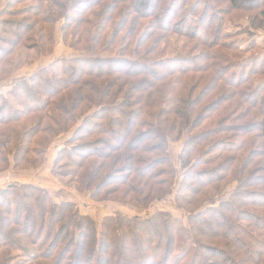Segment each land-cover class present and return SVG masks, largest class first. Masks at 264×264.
<instances>
[{
  "label": "trees",
  "instance_id": "16d2710c",
  "mask_svg": "<svg viewBox=\"0 0 264 264\" xmlns=\"http://www.w3.org/2000/svg\"><path fill=\"white\" fill-rule=\"evenodd\" d=\"M245 4L249 6L243 8ZM217 5L225 9V14L215 8ZM209 10L212 14L204 24ZM237 10L250 13L246 15V26L254 37L257 30H264L259 23H264V0H4L0 8V80L8 76L7 68L15 63L21 50L49 55L57 27L62 42L84 52V56L66 57L53 68L45 66L29 77L15 80L12 100L0 94V173L39 167L55 137L73 128L54 160L57 163L64 158L62 165L71 170L61 174L53 170L55 177L66 186L63 178L70 176L69 180L77 183L75 188L90 191L92 198L100 195L97 192L104 185L113 184L112 192L104 191L103 197L118 194L120 202L144 206L142 202L146 205L170 193L176 169L169 144L186 135L178 162L182 180H191L185 186L192 192L194 202L180 193L176 194L178 202L194 204L207 188L217 189L222 171L228 172L230 162L243 146L224 137L206 147L204 143L216 133L239 137L237 128L249 133L253 126L264 143V78L251 82L253 87L249 88L253 92L252 104L259 112L253 120L256 124H235L236 105L222 108L217 103L227 120L224 117V123L201 129L207 118L203 111L210 103L229 100L242 91L252 76L264 75V56L257 58L253 54L234 60V53L244 54L255 47L252 42L241 45L223 29L227 21L242 17L230 14ZM18 16L23 20H16ZM142 22L144 26L133 41V32ZM126 24L124 32L121 26ZM209 24L215 26L204 33ZM156 30L174 32L188 39L191 46L182 55L153 57V51L164 52L158 48L161 35L145 48ZM118 32L123 34L116 43ZM114 43L116 48L111 49ZM196 46L203 49L195 52ZM222 84L231 93L224 91ZM223 91L231 96L224 97ZM211 94L213 98L202 104ZM212 145L237 149L231 148L232 154L225 157L215 154V162L209 165L217 163L216 166L202 168L208 164L206 156ZM195 166L200 167L194 170ZM259 169L264 171V158ZM101 172L105 174L98 180ZM237 172L239 180L241 174ZM241 182L237 183L234 197L239 208L226 202L214 208L202 207L211 202L205 200L194 215L210 208L209 212L217 215L230 233L245 234L255 249L239 236L232 242L239 243L241 239L257 262L264 256V241L237 222L236 215L240 213V220L245 218L257 229H264V225L256 212L244 207L243 193L239 194ZM123 185L126 188L119 192ZM259 199L257 196L248 200L250 204H264ZM177 224L168 211L158 210L144 219L127 218L117 212L106 214L98 226L74 202H56L48 189L14 181L0 187V264H167L177 248L178 264L186 262L188 256V264H210L208 257L199 254L196 235L192 241L195 246L181 245L184 240H177ZM196 231L202 233L201 229ZM139 232H146L149 242L146 240L145 247L134 240ZM155 232L162 235L152 247ZM13 252L20 254L19 260Z\"/></svg>",
  "mask_w": 264,
  "mask_h": 264
},
{
  "label": "rangeland",
  "instance_id": "374dc122",
  "mask_svg": "<svg viewBox=\"0 0 264 264\" xmlns=\"http://www.w3.org/2000/svg\"><path fill=\"white\" fill-rule=\"evenodd\" d=\"M2 4H0L1 6ZM249 4H245L243 8H247ZM217 10L220 11L221 14H225V9L223 10L221 6L217 5L215 7ZM201 11V6L195 11V16H197L198 13ZM257 12H259L258 9H256ZM198 12V13H197ZM211 11H207L205 15V22L207 23L209 16H211ZM232 16L235 15H242L239 19H234L233 22L227 21V23L224 25L223 29L226 33H230L231 36L240 42L241 45L245 46L247 43H253L255 44V47H252L247 51L246 53H234L236 55L234 60H237L238 58H249L253 54L258 56L257 58H260L261 56H264V30H257L255 32V37L249 31L248 27L246 26L247 23V16L250 14L248 11L245 10H237L232 11L230 13ZM247 15V16H246ZM231 17V16H230ZM16 20H23L21 16H18ZM165 22V21H164ZM131 23V22H130ZM128 23V24H130ZM139 23V22H138ZM137 23V24H138ZM260 25L264 26L263 22H259ZM122 25L121 28L125 32L127 30V25ZM144 26V22L140 23L139 28H137V32H133L134 39L138 36V32H140V29ZM214 24H209L208 28L205 29L204 33L211 32L212 28H214ZM163 28V27H161ZM201 30V28H199ZM152 31V30H150ZM147 32H149V29H147ZM119 36L114 37L115 42L120 39L122 36V32H118ZM156 35L165 36L160 37L158 42V48L163 49L164 52L159 51H153L151 56L156 57V55L159 54H165L169 56L174 55H182L184 53V49H187L191 46V42H189L188 39L184 37H180L178 34H175L174 32H169L165 30H156L153 37L149 38V40L145 44V48L148 46H151L154 42V37ZM163 38V39H162ZM255 38V40H254ZM61 35L59 33V27H57V32L55 36V45L53 47L52 52L47 56H41L36 55L34 51L31 50H21L17 58L15 60V63L12 66H8V76L4 79L1 78L0 80V94L7 97L9 100H12L11 97V91L13 87V83L15 80L23 78V77H29L31 74L36 73L40 68L49 66V67H55V64H58L61 59H64L69 56H84V52L82 51H75L74 49L68 47L66 44H64L61 40ZM251 39L254 40L251 41ZM229 42V41H227ZM116 43H114L110 48H116ZM188 44V45H187ZM202 47H197L193 50L197 52L198 50H202ZM229 55H232L231 51H226ZM105 56V55H104ZM249 61V60H248ZM234 70V69H233ZM237 70V69H235ZM234 70V71H235ZM239 71V70H238ZM237 71V72H238ZM212 72L209 73V77H211ZM258 78H264V75H254L251 77V81L245 82V85L242 87V90L239 94L241 95H235L234 97L228 95L225 93V90H230L229 88L225 89V85L222 84V89L224 90L222 93L224 97H230L227 101H219L215 103H210L208 105V108H206L203 111V116H207L206 120L203 123L204 126H218V123L221 122L224 123V120L221 121L224 117L226 118L225 113L221 111L220 109H217V103L219 104V107L222 106V108L226 107L227 105H236L237 109L235 110V115L233 116L235 120V124H239L240 126H244L245 124H253L256 122L253 121L255 118L259 117V112L257 107H254L252 99V93L249 89L252 88L253 84L251 85V82L254 83L256 79ZM222 83V82H219ZM251 85V86H250ZM231 93V90H230ZM216 92L214 93L215 96ZM213 98V94H211L209 97L205 98V100L202 102V104H205L206 102L210 101ZM202 105L199 106L201 108ZM218 110V111H215ZM233 122V120H232ZM79 124V123H78ZM75 128H77V125H75ZM73 128L69 133L60 134L57 137H55L52 144H50L46 157L44 158V161L39 167H32L28 169H9L7 171L0 173V187H3L4 185H8L11 182H20V180H25L23 182H29L33 183L39 186H42L49 190L50 194L52 195L54 201H71L74 202L79 211L84 214H89L92 218L95 219L98 226L100 225V222L102 221V218L107 215H111L112 213H120L122 216H125L127 218H141L144 219L145 217L152 216L155 211L158 210H165L168 211L173 218H175L178 221L177 228L179 229V234L177 236V240L183 239L184 242L181 243V245H185L186 248H190L191 246H195L193 239L194 235H196L195 241L200 242L198 245L199 254L204 255L209 258L210 264H264V256L261 257V261L254 262L252 258H255L252 255H249L245 248L243 247L242 240L245 241V243L248 245L249 248L255 249L254 244L251 243L252 240L247 238V236L239 231H234V234L230 233L228 231V228L224 225V223H221L218 221L219 217L217 215H212L209 211L210 208L207 209L205 212H200V215L197 214L194 215L195 212L200 211L202 208H198V205L202 201H211L206 202L205 205L203 203L202 207H216L220 205L221 203H233L235 207L239 208L241 205L238 204L235 201L236 198V192L238 190V182H241L242 187L240 188V193L242 194V198H244L245 202V208L250 209L254 212H256L258 219L260 220V223L264 225V204H261V202H258L259 204L251 203L248 199L251 197H257L260 201L264 202V171H260V161L262 158H264V143H261L260 138L258 137V131L256 126H253L249 128V133H243L244 130L241 128H237L238 133H240L239 137L229 135V133L224 132L222 134L216 133L214 136L210 138V140L203 144V146H208L212 142H214L215 139H219L220 137L226 138V140L230 141H239L241 142V145L243 146V149L237 152V158L233 159L230 162V168L228 172H223L222 174V181L219 183V187L217 189L214 188H207L206 193L200 195L197 198L196 203L187 205L183 202H178V199L176 197V194H181L184 197H189L188 199H191V202H194L193 197L191 196L192 192H189V190H186L185 183L191 184V180L184 181L182 180L183 171L181 170L178 162V155L180 153V150L182 148L184 140L187 138L186 135L182 136L181 139L175 143L171 142L169 144V153L171 155V160L175 166L176 173L173 178V184L171 186L170 193L166 194L165 196L156 199L154 198L149 204L144 206L141 205H133L128 204L126 202H120L116 199L118 198V194L112 195L114 197H103V192L108 190L112 192V189H110L113 184L111 185H104V187L100 188L97 192V195H99L96 198H92L90 191H82L80 192L75 188V185L77 183L70 179V176H64L63 181L66 183V186L63 185L62 182L59 181L54 175L53 170L59 172L61 174L62 172H69L71 169L70 167H66L62 165L65 162L64 158H60L58 162L56 163L55 158L57 157L59 148L63 147L65 145V140L71 135V132H73ZM198 130L192 132V134H196ZM218 134V135H217ZM213 146V145H212ZM229 148V149H227ZM231 146H222V145H216V147H212L210 153L206 156L208 158V164L202 168H207L211 166H216L217 163H214L213 165H209L210 162H215L216 157L212 159V156H215V154L223 155V157L232 154L231 152ZM201 149V148H200ZM227 149V150H225ZM236 150L237 148H233ZM225 150V151H224ZM34 156L33 154H31ZM221 157V159L223 158ZM194 158V157H193ZM221 159H217L219 162ZM54 164V165H53ZM28 167V166H27ZM200 166L193 167L194 170H198ZM240 171V179L238 180V173ZM105 172H101L98 176V180L101 179L104 176ZM243 176V177H242ZM245 178L247 179L246 183ZM97 182V181H96ZM119 182V180H118ZM249 182V183H248ZM116 183V181L114 182ZM45 185V186H44ZM48 186V187H46ZM125 186H128L126 183ZM126 187L121 186L119 192H123V190ZM185 188V189H183ZM110 189V190H109ZM253 192H256L254 194ZM120 195V193H119ZM235 197V198H234ZM202 198V199H201ZM257 205V206H256ZM222 209V208H221ZM226 216H229V213L227 211L223 212ZM240 213L236 215V221L240 222V224L246 228L250 233H253L255 237H259L262 241H264V229H257L255 227V224L253 225L252 222L246 220L243 218L242 220L239 219ZM216 218V219H214ZM212 220H216L215 222ZM150 229V227H148ZM196 229H201V234L199 235L196 231ZM152 232V231H151ZM162 233L159 234H153L152 241V247L158 240V237H160ZM235 236H239V243L232 242ZM135 242H138V244L141 245V242L143 243L145 247V243L147 240L146 232H139L136 235V238H134ZM148 241V240H147ZM149 242V241H148ZM180 245V247H181ZM247 247V246H246ZM197 248V247H196ZM179 248H177L173 255L169 258L167 261V264H178L177 262V256L179 253L177 252ZM4 250V249H3ZM15 253V252H13ZM16 260H19L20 254L15 253ZM257 258V257H256ZM258 259V258H257ZM188 263L191 260V257H187ZM186 262L181 264H188ZM95 261V257H94ZM24 262V261H23Z\"/></svg>",
  "mask_w": 264,
  "mask_h": 264
},
{
  "label": "crops",
  "instance_id": "0c3cea01",
  "mask_svg": "<svg viewBox=\"0 0 264 264\" xmlns=\"http://www.w3.org/2000/svg\"><path fill=\"white\" fill-rule=\"evenodd\" d=\"M0 4H2L1 6H0V8L3 6V4H4V0H2V2L0 3ZM1 180V179H0ZM23 181H25V180H20V182H23ZM45 186V185H44ZM46 187H48V186H46Z\"/></svg>",
  "mask_w": 264,
  "mask_h": 264
}]
</instances>
